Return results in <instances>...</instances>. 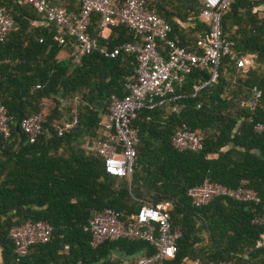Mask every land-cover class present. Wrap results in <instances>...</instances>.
I'll list each match as a JSON object with an SVG mask.
<instances>
[{"label": "trees", "instance_id": "trees-1", "mask_svg": "<svg viewBox=\"0 0 264 264\" xmlns=\"http://www.w3.org/2000/svg\"><path fill=\"white\" fill-rule=\"evenodd\" d=\"M47 1L70 12L82 7L81 0ZM262 4L234 0L221 20L223 37L238 58L250 60L247 67L225 56L219 78L208 83L212 67L197 65L176 85L175 101L138 113L129 179L107 174L104 161L84 146L100 138L113 97L124 98L127 85L137 81V56L122 52L110 58L96 50L77 60L74 40L65 37L62 43L57 26L36 7L0 0L18 25L0 41V104L10 126V136L0 133V264H136L155 254L148 242L123 238L93 247L86 227L104 209L127 219L161 202L171 204L172 229L181 233L175 257L165 264H264V225L254 222L264 206V132L255 129L264 123V15L256 11ZM145 5L171 26L170 39L201 54L198 41L210 31L202 0ZM97 22L94 16L90 34L99 48L113 51L138 41L124 25L113 28L119 38L104 40L94 31ZM67 51V58L59 57ZM255 89L261 97L253 106ZM44 112L41 134L31 143L22 121ZM183 126L202 136L201 150L175 148L173 136ZM206 180L253 190L260 201L220 197L196 207L189 190ZM29 220L48 222L52 237L19 258L10 231Z\"/></svg>", "mask_w": 264, "mask_h": 264}, {"label": "built area", "instance_id": "built-area-1", "mask_svg": "<svg viewBox=\"0 0 264 264\" xmlns=\"http://www.w3.org/2000/svg\"><path fill=\"white\" fill-rule=\"evenodd\" d=\"M234 0H202L205 9L202 19L210 25V31L200 37L198 47L201 54L181 47L177 41L169 38L171 26L157 14L150 12L145 0H81L79 13L70 12L64 7L51 5L47 0H26L38 9L49 21L54 23L60 34L61 42L65 37L74 40L75 59L99 50L110 58L126 52L137 56L138 75L135 83L127 85L129 93L124 98L113 99L108 119L103 124V137L88 142L89 151L104 161L107 174L119 178H132L137 156L136 145L138 131L133 126L141 110H155L175 101L176 85L185 81L197 65L212 67L210 82L219 78V66L225 56L236 60L239 68H245L250 60L238 58L232 49V43L222 34V16L229 10ZM257 1V0H254ZM94 16L100 18L104 28L124 25L135 32L138 41L126 43L113 51L99 48L98 40L90 34ZM18 25L9 10L0 6V41L14 31ZM206 83V84H208ZM205 84V85H206ZM197 91L199 88L196 89ZM261 93L255 89V101ZM42 114L28 117L22 121V130L34 143L42 131ZM259 133L264 132V123L255 127ZM0 133L10 136L7 108L0 104ZM202 136L189 130L186 126L178 128L172 142L175 148L183 150H201ZM192 203L196 207L208 204L216 198L227 197L240 202H259L258 194L250 189H231L208 180L201 186L189 190ZM172 206L168 202L156 205H144L137 215L122 219L121 214L113 209H104L89 221L86 231L92 235V246L97 247L105 241L119 239L141 240L148 242L155 249L149 257H139L136 264H165L177 253V241L181 236L173 230L170 222ZM255 223L264 225V206L262 214L257 215ZM52 226L45 221H27L21 226L13 227L10 238L14 242V251L19 258L28 255L30 248L51 240ZM259 245H264L262 240ZM221 264H235L225 262Z\"/></svg>", "mask_w": 264, "mask_h": 264}, {"label": "crops", "instance_id": "crops-1", "mask_svg": "<svg viewBox=\"0 0 264 264\" xmlns=\"http://www.w3.org/2000/svg\"><path fill=\"white\" fill-rule=\"evenodd\" d=\"M256 11L257 12H259V14H260V16H263L264 15V4H262V5H260L259 7H257L256 8ZM92 24V23H91ZM97 24H98V29L97 28H94V31H96V30H98V36L100 37V38H102V39H104V40H110L111 38H112V36L113 37H115V38H119V35L118 34H116V33H114L113 32V28H116V27H113V28H104L102 25H101V23H100V18H99V22H97ZM119 27V26H118ZM96 29V30H95ZM126 43H129V42H125V43H123L121 46H119V47H122L124 44H126ZM119 47H117V48H119ZM117 48H115V49H117ZM114 49V50H115ZM70 55V53L67 51V52H63V54H61L59 57L60 58H67L68 56ZM115 97H113V99H114ZM118 98V97H117ZM112 102H113V100H112ZM112 104V103H111ZM111 106V105H110ZM109 113H110V108H109ZM43 116L45 115V112L44 113H41ZM107 119H108V117H107ZM106 119V120H107ZM106 120H104V121H102L101 123H100V129H99V134H100V138L99 139H101L102 137H103V133H102V129H103V124H104V122H106ZM60 135H62V131L60 132ZM94 140H97V138L96 139H94ZM93 141V140H92ZM92 141H89V142H92ZM88 143V142H87ZM86 143V144H87ZM86 144H85V146H84V148L86 149V150H88L87 149V147H86ZM89 151V150H88ZM89 152H91V151H89ZM92 153V152H91ZM98 213V212H97ZM96 214V213H95ZM95 214H94V216H95ZM93 216V217H94ZM186 264H196L195 262H192V261H186Z\"/></svg>", "mask_w": 264, "mask_h": 264}, {"label": "rangeland", "instance_id": "rangeland-1", "mask_svg": "<svg viewBox=\"0 0 264 264\" xmlns=\"http://www.w3.org/2000/svg\"><path fill=\"white\" fill-rule=\"evenodd\" d=\"M46 106L47 107H51V106H53V103L50 100H47L46 101Z\"/></svg>", "mask_w": 264, "mask_h": 264}]
</instances>
